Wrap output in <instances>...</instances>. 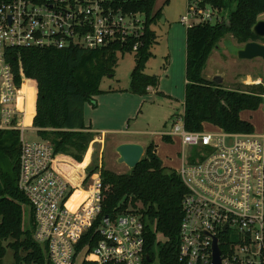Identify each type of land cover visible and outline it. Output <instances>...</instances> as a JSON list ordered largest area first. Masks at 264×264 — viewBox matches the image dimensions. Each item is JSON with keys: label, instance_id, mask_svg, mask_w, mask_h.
Returning <instances> with one entry per match:
<instances>
[{"label": "built area", "instance_id": "2783aa9c", "mask_svg": "<svg viewBox=\"0 0 264 264\" xmlns=\"http://www.w3.org/2000/svg\"><path fill=\"white\" fill-rule=\"evenodd\" d=\"M127 0H0V132L20 139L18 189L29 202L33 239L51 264H144L145 223L136 213L100 219L101 168L85 166L79 183L58 168L61 155L42 138L30 139L27 126L32 87L19 84L12 57L16 50H98L135 40L134 53L147 30L141 12L124 9ZM206 0H188L181 22L217 24L227 19ZM264 99V96H263ZM264 113V104H263ZM264 127V124H263ZM184 153L176 170L187 188L183 200L179 260L213 264L218 240L222 264H264V133L190 132L185 110L174 123ZM186 149L192 155L186 156ZM82 246L79 250V247Z\"/></svg>", "mask_w": 264, "mask_h": 264}, {"label": "trees", "instance_id": "16d2710c", "mask_svg": "<svg viewBox=\"0 0 264 264\" xmlns=\"http://www.w3.org/2000/svg\"><path fill=\"white\" fill-rule=\"evenodd\" d=\"M157 0H127L124 9L141 12L147 18V30L135 53L129 92L147 96L159 88V78L148 75L146 67L153 58L157 35L151 29L161 18L162 10L154 13ZM227 19L211 25L199 24L187 29L185 127L190 132L211 130L229 134L255 132L243 112L263 109L264 85H243L228 89L204 77L207 63L222 40L231 35L238 44L259 42L253 28L264 14V0H206ZM264 41V39H262ZM135 40L117 43L98 50L70 48L65 50L20 49L13 53L12 64L19 84L26 81L31 87L27 126L39 129L40 138L49 141L60 158L59 170L66 172L67 162L81 164L95 134L85 124V105L95 106L96 97L105 77H114L118 52H130ZM160 95H162L160 93ZM163 96V95H162ZM169 142L168 137H164ZM20 139L17 133L0 132V264L8 250L14 254L12 264H51L46 249L33 239V225L24 226L25 207L29 202L18 189ZM9 158L12 172L2 169L1 160ZM99 169L90 167V174ZM103 202L100 219L128 212L139 214L145 223L146 255L153 264L159 248L160 264H182L179 260L180 228L183 221V200L187 193L177 171L164 167L157 155L156 145L149 144L139 165L127 173L118 174L102 166ZM164 241V242H162ZM82 246L79 247V250ZM89 264V263H82Z\"/></svg>", "mask_w": 264, "mask_h": 264}, {"label": "rangeland", "instance_id": "374dc122", "mask_svg": "<svg viewBox=\"0 0 264 264\" xmlns=\"http://www.w3.org/2000/svg\"><path fill=\"white\" fill-rule=\"evenodd\" d=\"M162 10L161 18L157 19L151 26L157 35V44L153 47L155 57L149 62L146 67L148 75H156L162 81V87L169 88V86L178 88V94L181 93L179 83L181 78H185V62H186V26L181 22L183 16L188 11V0H157L154 13ZM227 13H229L227 11ZM260 20H264V15L260 16ZM165 19V22H162ZM261 43V41H259ZM244 45L238 42L231 36L227 35L217 50L213 52L204 71V77L212 81L218 74H224L228 78L226 84L229 89L238 88L243 81H247V85L263 84L264 85V59L257 58L253 60H243L238 57V52ZM170 62V65H169ZM168 63V65H167ZM136 66L135 53L118 52V62L115 68L114 77H105L102 81L101 88L109 90L112 88L116 91L121 90L126 93L124 88H128L131 81L132 70ZM167 66V67H166ZM170 77L167 78V71ZM260 79V80H259ZM184 94V93H183ZM126 97V96H125ZM98 99V97L96 98ZM181 101L173 102L172 104L164 100L160 95L151 94L148 97L141 99L137 109L133 107V102L122 101L121 110H125L129 119L123 121L126 124V129L141 132V137L146 142L154 143L158 147V156L166 166L172 169H180L182 165V156L184 148L180 137L173 136L171 141L166 142L161 135L167 133L172 134L173 126L178 116L184 110V103L182 97ZM97 101V100H96ZM100 102L101 100L98 99ZM118 103H109L110 106H116ZM103 105L97 109L93 104L85 106L86 121L89 123L90 118H94L98 113L102 112ZM92 113V117L89 114ZM254 126L255 134L262 135L264 133V113L263 109L256 112H248L244 114ZM115 126V125H114ZM120 126V125H119ZM120 128V127H114ZM206 130H211L206 126ZM17 133V132H13ZM18 140H19V133ZM30 139H40L39 134L30 131L26 133ZM125 134L119 132H109L104 136V149L97 163L100 167L116 173H127L130 170L127 166L118 163V154L115 152L114 140L124 138ZM92 144V143H91ZM101 149V148H100ZM99 150V149H98ZM99 152V151H98ZM192 149H186V156L193 154ZM65 156V155H63ZM68 158V156L66 157ZM71 158V157H69ZM73 159V158H71ZM74 160V159H73ZM98 161V160H97ZM2 169L7 173L12 172V162L9 158L1 160ZM89 161L79 164L86 166ZM94 164V163H93ZM75 180H73L74 182ZM30 209L25 207L24 226L26 229L30 228ZM164 242V241H162ZM156 255L153 264H160L159 248H156ZM85 257V252L78 253L75 264H82ZM14 261V254L8 250L4 258V264H12Z\"/></svg>", "mask_w": 264, "mask_h": 264}, {"label": "crops", "instance_id": "0c3cea01", "mask_svg": "<svg viewBox=\"0 0 264 264\" xmlns=\"http://www.w3.org/2000/svg\"><path fill=\"white\" fill-rule=\"evenodd\" d=\"M260 18L261 17H259V20H260ZM186 35H187V29H186ZM152 52H153V55H154L153 57H155V53H154L153 49H152ZM149 62H148V64H149ZM148 64H147V66H148ZM167 65H168V63H167ZM169 65H170V62H169ZM166 71L168 73L166 76H167V78H169L170 77L169 71L168 70H166ZM185 75H186V62H185ZM224 76H225V79H224L223 86H225L227 88L226 84L228 82V78H227L226 75H224ZM161 81L162 80L160 79L159 88L157 90L151 89L149 94L147 96H144V97H148L151 94H156V95L160 96V93H161L163 95V96L162 95L161 96L164 98V100H166L167 102H169L171 104L173 102L181 101L180 98L182 97V99H183L182 103H184V105H185V88H186V84H187L186 76H185V78H183V79L181 78V80H180V83H179V88L181 90L180 94H178V91H177L178 88H176V86L174 88H172V89H171L170 86H169V88L162 87V82ZM242 84L243 85H247L248 82L247 81H243ZM129 88H130V85L128 86V88H124L123 91H125L126 93H122L121 90L116 91V90H114L112 88H109V90H104V89L101 88L102 91H104V93L102 95H100V96H97L98 99H100L101 101L99 102L98 99H96L97 101H95V107H97V109H98V108H100L103 105V103H104L105 107H103L102 108V112L98 113V115H96L94 118H92V119L90 118V122L89 123L86 121V115H85L86 110L84 111L85 124H86L87 127H90V130H88V132L95 134V140L90 145L89 150L86 153V155L84 157V160H83V162H85V163H86V161H89V163H87L86 166L91 167L92 165H98L97 163H100L99 160H100V157H101L103 149H104V141H105L104 136L106 135V133L119 132L120 131L122 134H125L124 138H118V139L114 140L115 152H116V148L119 145L125 144V143L141 144L145 148L149 144H151V142H146L145 139L141 137V132H139L137 130L136 131H132V130L126 129V124H124V122H123V121H126V119H129L130 115H132V113H129L127 115V112H125V110H121L120 109L121 106H119V105H121L122 101L123 102L124 101L133 102V107L135 109H137L138 106H139V103L141 102V99L144 98V97H140V96H136V95L131 94L129 92ZM111 102L118 103V104L115 107L108 105ZM92 113L93 112L89 113L91 115L90 117H92ZM245 113H248V112H243L241 114V117H242L243 120L249 121L246 117H244ZM207 126L210 127V125H207ZM114 127H120V128H114ZM167 133H163L161 136L162 137H168L170 139V141H171L172 137L170 136V134L167 135ZM105 143H106V141H105ZM156 152H157V155H158V147L157 146H156ZM66 157L67 156L61 155L60 158H66ZM71 160L76 162L73 159H71ZM71 160L69 162H67V166H68L67 169L68 170L66 172H62V173L65 174L66 176H71L72 181L75 180L74 181L75 183H79L78 178H79L80 174L83 173V168L85 166H82V165H79V164L78 165H73L71 163ZM76 163H78V162H76ZM59 166H61L60 163H59ZM163 166L164 167H168V166H166L165 163H163ZM168 168H170V167H168ZM174 170H176V169H174Z\"/></svg>", "mask_w": 264, "mask_h": 264}, {"label": "water", "instance_id": "95a60500", "mask_svg": "<svg viewBox=\"0 0 264 264\" xmlns=\"http://www.w3.org/2000/svg\"><path fill=\"white\" fill-rule=\"evenodd\" d=\"M162 22L164 23L165 19H162ZM253 33L259 39L264 38V20L257 22L253 28ZM238 57L243 60L264 59V44L249 42L238 52ZM224 79V74H218L212 79V82L216 85H223ZM116 153L118 154V163L127 166L129 170H133L142 161L145 155V147L141 144L125 143L116 148ZM147 260L151 262L149 256H147ZM213 264H222L221 250L217 239L214 241Z\"/></svg>", "mask_w": 264, "mask_h": 264}, {"label": "flooded vegetation", "instance_id": "af4514ba", "mask_svg": "<svg viewBox=\"0 0 264 264\" xmlns=\"http://www.w3.org/2000/svg\"><path fill=\"white\" fill-rule=\"evenodd\" d=\"M264 39V38H263ZM261 41V44H264V41H262V39L260 40Z\"/></svg>", "mask_w": 264, "mask_h": 264}]
</instances>
